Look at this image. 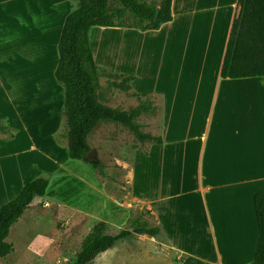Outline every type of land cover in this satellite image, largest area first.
Here are the masks:
<instances>
[{
    "label": "crops",
    "instance_id": "1",
    "mask_svg": "<svg viewBox=\"0 0 264 264\" xmlns=\"http://www.w3.org/2000/svg\"><path fill=\"white\" fill-rule=\"evenodd\" d=\"M237 1L173 0V20L158 30L93 34L94 27L90 39L98 66L135 76L132 87L141 97L162 98L164 142L139 159L137 178L139 184L146 178L147 193L139 184L136 192L147 195L171 248L207 264H252L259 240L254 197L264 188V77H221ZM44 5L53 10L50 0ZM54 6L58 11L56 0ZM67 16H60L63 24ZM59 33L58 25L37 44L50 49L48 68L27 47L26 57H17L51 75ZM112 35L115 42L102 41ZM118 39L132 42L137 53L131 70L109 63L106 49L113 53ZM112 59L117 63V54ZM16 165L0 178V207L26 184Z\"/></svg>",
    "mask_w": 264,
    "mask_h": 264
},
{
    "label": "rangeland",
    "instance_id": "2",
    "mask_svg": "<svg viewBox=\"0 0 264 264\" xmlns=\"http://www.w3.org/2000/svg\"><path fill=\"white\" fill-rule=\"evenodd\" d=\"M45 1L0 0V119L11 127L14 136L0 134V178L20 163L25 171L21 182L27 184L38 177L50 180L48 194L35 200L12 227L8 242L14 250L0 258V264H70L98 223H104L105 233L110 235L134 231L135 226L161 227L147 195L136 192L139 159L146 158L153 143L142 145L127 128L101 123L89 137L92 155L83 161L71 160L63 116L64 88L56 82L55 71L48 75L33 60L17 57V53L26 57L27 47L37 53L44 68L50 66V49H37V44L41 36L49 39L58 25L60 38V16L68 15L77 2L56 0V11L55 0H50L53 10L45 9ZM95 29L93 34L105 28ZM107 39L102 41L115 42L116 37ZM119 39L113 53L106 49L109 63L131 70L132 42L118 44ZM116 54L117 63L112 59ZM120 81L102 77L100 101L127 112L144 104L148 111L136 122L143 132L162 136V98L141 97L134 88L139 96H130L114 86ZM142 87L145 90L148 84ZM139 185L147 193L146 178ZM163 234H134L100 254L92 264H186V258L171 248Z\"/></svg>",
    "mask_w": 264,
    "mask_h": 264
},
{
    "label": "trees",
    "instance_id": "3",
    "mask_svg": "<svg viewBox=\"0 0 264 264\" xmlns=\"http://www.w3.org/2000/svg\"><path fill=\"white\" fill-rule=\"evenodd\" d=\"M77 6L66 17L58 43L56 82L64 88L67 152L71 160L83 161L92 151L89 137L101 123H113L130 130L140 144H163L162 136L142 131L136 120L147 107L142 104L131 111L105 106L100 101L102 77L121 79L114 86L130 96L131 75L110 73L97 65L92 45L94 27L158 30L171 22L173 0H75ZM158 12V16H157ZM157 16V17H156ZM223 79L264 77V0H238L221 69ZM149 96L148 98H150ZM155 109V108H153ZM0 134L12 136V129L0 119ZM50 180L38 177L25 184L19 194L0 207V258L10 255L14 246L8 242L12 227L37 198L48 194ZM259 240L252 264H264V188L254 197ZM134 234L156 237L163 234L160 226L136 227L116 235L105 233V224H96L85 238L81 251L70 264H92L94 260ZM185 263L207 264L194 258Z\"/></svg>",
    "mask_w": 264,
    "mask_h": 264
},
{
    "label": "water",
    "instance_id": "4",
    "mask_svg": "<svg viewBox=\"0 0 264 264\" xmlns=\"http://www.w3.org/2000/svg\"><path fill=\"white\" fill-rule=\"evenodd\" d=\"M157 16H158V12H157ZM157 16H156V17H157ZM91 155H92V153L90 152V153L88 154V156H91Z\"/></svg>",
    "mask_w": 264,
    "mask_h": 264
}]
</instances>
